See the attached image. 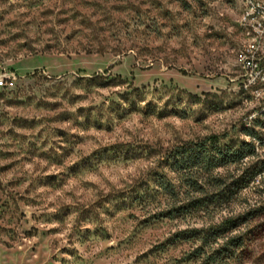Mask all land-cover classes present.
Segmentation results:
<instances>
[{"label": "rangeland", "instance_id": "obj_1", "mask_svg": "<svg viewBox=\"0 0 264 264\" xmlns=\"http://www.w3.org/2000/svg\"><path fill=\"white\" fill-rule=\"evenodd\" d=\"M241 8V0H0V264H201L181 262L191 245L167 239L210 220L156 221L138 201L158 158L185 141L254 139L255 153L223 171L263 164L264 86L242 87ZM95 74L123 85L76 81ZM142 86L146 113L115 109L119 94ZM249 209L257 217L241 229L250 240L239 264H264V172L214 221Z\"/></svg>", "mask_w": 264, "mask_h": 264}, {"label": "trees", "instance_id": "obj_2", "mask_svg": "<svg viewBox=\"0 0 264 264\" xmlns=\"http://www.w3.org/2000/svg\"><path fill=\"white\" fill-rule=\"evenodd\" d=\"M100 76L102 75L95 74L80 77L76 81L79 85L84 84L81 88L85 89L92 86L123 85L121 77ZM146 88L147 86L134 87L119 94L120 101L112 102L116 104L114 108L118 109L121 106L127 110L139 108L146 113L152 106V102L141 106L145 101ZM162 113L160 111V114ZM259 123L264 126L263 120ZM246 135L263 139L251 129H247ZM255 148L254 139L250 141L232 139L224 142L221 134H211L198 140L176 144L158 158L157 167L152 175L154 185L147 188L138 201L139 205L148 208L150 218L156 221L176 220L190 215L210 220V223L201 226L177 230L167 239L169 244L191 245L180 259L181 262L239 264L247 258L250 236L248 231L241 229L255 220L256 209L228 213L218 221H214V217L236 202L239 193L247 188L259 173L264 172V162L258 169L250 170V166L244 167L238 176L223 171L232 165L245 163L246 159L255 153ZM229 177L233 178L231 182L227 181ZM261 226L258 224L255 227Z\"/></svg>", "mask_w": 264, "mask_h": 264}, {"label": "built area", "instance_id": "obj_3", "mask_svg": "<svg viewBox=\"0 0 264 264\" xmlns=\"http://www.w3.org/2000/svg\"><path fill=\"white\" fill-rule=\"evenodd\" d=\"M239 24L244 44L239 51L242 87L258 91L264 86V0H241ZM4 79H0V86Z\"/></svg>", "mask_w": 264, "mask_h": 264}]
</instances>
